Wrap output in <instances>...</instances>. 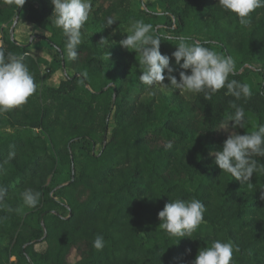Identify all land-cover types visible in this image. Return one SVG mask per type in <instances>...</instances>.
<instances>
[{"label": "trees", "instance_id": "1", "mask_svg": "<svg viewBox=\"0 0 264 264\" xmlns=\"http://www.w3.org/2000/svg\"><path fill=\"white\" fill-rule=\"evenodd\" d=\"M90 3L78 56L70 60L62 30L51 23V0L21 7L0 0V50L24 55L36 83L25 104L0 113V264H192L214 239L233 244L231 264H264V168L241 183L212 155L229 134L217 127L234 111L235 97L225 87L211 100L195 93L143 100L155 86L140 82L137 53L118 43L131 21L143 19L167 37L162 53L171 55L188 38L234 58L229 80L249 84L260 72L261 86L235 101L249 122L236 128L244 134L264 124V7L242 26L218 0ZM18 14L43 31L51 53L7 32ZM107 17L116 22L104 27ZM58 72L59 84H47ZM253 159L264 165V157ZM29 188L41 193L35 208L23 204ZM177 196L205 205L192 237H170L159 227L158 212ZM97 235L104 237L101 250L92 246Z\"/></svg>", "mask_w": 264, "mask_h": 264}, {"label": "clouds", "instance_id": "2", "mask_svg": "<svg viewBox=\"0 0 264 264\" xmlns=\"http://www.w3.org/2000/svg\"><path fill=\"white\" fill-rule=\"evenodd\" d=\"M8 4L21 7L25 0H6ZM54 5L51 23L61 29L65 39L64 53L70 60L78 56L77 48L81 44L82 27L89 19L91 12L90 0H51ZM219 6L235 13L242 26L250 23L251 14L264 7V0H218ZM116 20L107 17L104 27L113 25ZM127 33L118 41L119 45L137 53L139 62V80L147 86L160 85L163 88L185 93L203 94L204 99L211 100L212 96L222 88L226 94L235 97L230 102L234 111L221 121L217 128L231 127L248 128L245 110L235 101L252 95L251 86L247 82L229 80L234 73L236 62L230 55L225 56L200 41L187 42L182 38L175 51L168 55L160 49L161 41L167 37L154 33L153 25L143 19L131 21L124 31ZM101 44L108 45L107 38H102ZM174 59L175 63H172ZM25 56L0 50V113L8 112L25 104L35 92L34 76L26 65ZM179 73V77L175 73ZM167 80V83L165 81ZM172 145L169 144L170 148ZM15 153H9V159ZM212 155L214 162L223 173L230 174L241 183L249 182L254 173L264 165H259L254 156L264 157V124L254 127L252 131L241 134L231 131L223 141L222 148L215 150ZM5 190L0 188V200L4 198ZM41 193L26 189L22 193L23 204L35 208L40 201ZM264 199V194L261 196ZM20 211V209H17ZM206 211L204 203L198 198L182 199L179 196L170 198L163 209L158 212L161 223L160 229L170 237H192L204 220ZM104 237L97 235L92 246L101 250L104 247ZM234 246L231 242L214 239L206 247L200 248L192 264H231Z\"/></svg>", "mask_w": 264, "mask_h": 264}, {"label": "rangeland", "instance_id": "3", "mask_svg": "<svg viewBox=\"0 0 264 264\" xmlns=\"http://www.w3.org/2000/svg\"><path fill=\"white\" fill-rule=\"evenodd\" d=\"M34 1V0H32ZM150 1L153 0H142L143 4H146ZM36 5H38L37 2H35ZM150 10L152 11H160L159 8L151 6ZM15 21V20H14ZM6 30L8 33H10L15 37V39H17L20 42H23L22 44H26V43H31V45H33V49L38 52V53H42L43 51H46L51 53L50 50L48 49V46L46 44V42L40 37V34L43 33V31L37 27L35 24L30 23L26 20H24L23 18H21L19 16V21L16 25H14V22L11 23L10 25H8L6 27ZM1 30H0V36H1ZM260 65H256L254 66L255 68H259ZM62 77V72L61 74L58 72L54 75V77H52L51 80L47 81V84H49L50 86H57L59 83L60 78ZM263 77L261 75L260 72L256 71L254 73H252L249 77H248V82L249 85L251 86V89L253 88H259L261 86ZM165 83H167V80L165 81ZM161 93V94H166V95H173V94H180L179 91H175V90H170L167 88H163L160 85H155V89L145 95L142 96L143 100H151L156 98V96ZM181 95V94H180ZM184 97L187 98H191L193 96V93H185L183 94ZM225 132L230 133L231 131H236L237 129H233L231 127V125H229V127L227 129H224ZM45 244H40L38 245V248L40 250L45 248ZM77 259V254L75 252L72 253V255L70 256V261L74 262Z\"/></svg>", "mask_w": 264, "mask_h": 264}, {"label": "water", "instance_id": "4", "mask_svg": "<svg viewBox=\"0 0 264 264\" xmlns=\"http://www.w3.org/2000/svg\"><path fill=\"white\" fill-rule=\"evenodd\" d=\"M19 16H20V14L17 15V17H16V19H15V21H14V25H16V24L18 23V21H19ZM12 34H13V33H12Z\"/></svg>", "mask_w": 264, "mask_h": 264}, {"label": "crops", "instance_id": "5", "mask_svg": "<svg viewBox=\"0 0 264 264\" xmlns=\"http://www.w3.org/2000/svg\"><path fill=\"white\" fill-rule=\"evenodd\" d=\"M13 35V34H12ZM15 38V37H14ZM17 40V39H16ZM18 41V40H17ZM20 44H22L23 42L18 41ZM22 45H31V43H26V44H22ZM59 84V83H58Z\"/></svg>", "mask_w": 264, "mask_h": 264}, {"label": "built area", "instance_id": "6", "mask_svg": "<svg viewBox=\"0 0 264 264\" xmlns=\"http://www.w3.org/2000/svg\"><path fill=\"white\" fill-rule=\"evenodd\" d=\"M44 71H45L46 73H47V72H49V70H48V69H45Z\"/></svg>", "mask_w": 264, "mask_h": 264}]
</instances>
